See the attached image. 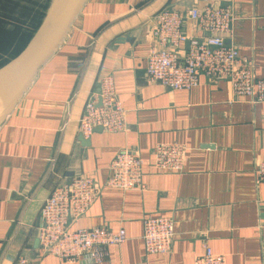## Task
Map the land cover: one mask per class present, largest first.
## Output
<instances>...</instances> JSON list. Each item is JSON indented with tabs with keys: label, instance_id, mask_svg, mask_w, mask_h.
<instances>
[{
	"label": "crops",
	"instance_id": "1",
	"mask_svg": "<svg viewBox=\"0 0 264 264\" xmlns=\"http://www.w3.org/2000/svg\"><path fill=\"white\" fill-rule=\"evenodd\" d=\"M232 7L227 40L264 78V0H212ZM197 0H88L63 44L0 126V264L63 263L39 251L45 200L59 185L88 175L99 188L85 216L70 229L125 228L128 240L97 264H195L210 246L228 264H264V183L255 167L264 159V103L234 99L226 78L200 75L191 90H171L147 78L156 16L185 11ZM184 30L201 33L186 20ZM184 55V47L178 50ZM111 73L127 110L128 130L80 133V119L101 76ZM83 140L87 143L82 142ZM188 147L182 173L153 166L158 143ZM130 149L144 161L143 190L107 186L115 155ZM173 216L168 253L145 250L143 220Z\"/></svg>",
	"mask_w": 264,
	"mask_h": 264
},
{
	"label": "built area",
	"instance_id": "2",
	"mask_svg": "<svg viewBox=\"0 0 264 264\" xmlns=\"http://www.w3.org/2000/svg\"><path fill=\"white\" fill-rule=\"evenodd\" d=\"M201 6L185 11L164 9L156 16L152 31L154 43L147 56V78L171 90H191L200 82V75L222 77L229 81L234 99L252 104L264 103V78L254 73L249 58L228 44L232 36L234 17L232 7L215 6L212 0H197ZM192 20L199 35L184 30L185 21ZM184 47V55L178 53ZM80 133L91 138L97 128L107 132L128 130L127 110L115 88L113 74L101 76L98 89L92 92L80 119ZM188 147L182 143H158L152 153L153 166L161 172L182 173ZM256 178L264 183V159L255 167ZM144 161L130 149L118 152L110 164L107 186L122 190H143ZM99 188L94 178L79 175L57 186L45 200L38 227L39 251L56 256L63 263L97 264L108 256L113 246L128 240L125 228L117 230L105 226L76 228L71 224L85 216L96 198ZM260 227L264 230V212ZM175 235L173 216H148L143 220V241L149 254L168 253ZM16 264H30L21 255ZM195 264H228L225 255L206 246Z\"/></svg>",
	"mask_w": 264,
	"mask_h": 264
},
{
	"label": "water",
	"instance_id": "3",
	"mask_svg": "<svg viewBox=\"0 0 264 264\" xmlns=\"http://www.w3.org/2000/svg\"><path fill=\"white\" fill-rule=\"evenodd\" d=\"M87 1L52 0L27 44L15 57L0 67V126L27 92L39 69L63 44L72 23ZM81 140L87 143L83 138Z\"/></svg>",
	"mask_w": 264,
	"mask_h": 264
},
{
	"label": "rangeland",
	"instance_id": "4",
	"mask_svg": "<svg viewBox=\"0 0 264 264\" xmlns=\"http://www.w3.org/2000/svg\"><path fill=\"white\" fill-rule=\"evenodd\" d=\"M52 0H0V67L27 44Z\"/></svg>",
	"mask_w": 264,
	"mask_h": 264
}]
</instances>
